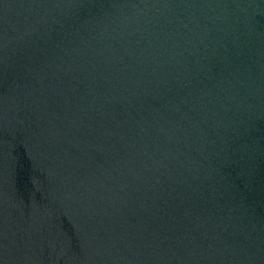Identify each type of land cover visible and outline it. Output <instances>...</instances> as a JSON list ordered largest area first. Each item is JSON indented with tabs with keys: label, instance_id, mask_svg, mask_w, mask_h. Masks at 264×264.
<instances>
[{
	"label": "water",
	"instance_id": "1",
	"mask_svg": "<svg viewBox=\"0 0 264 264\" xmlns=\"http://www.w3.org/2000/svg\"><path fill=\"white\" fill-rule=\"evenodd\" d=\"M0 264H264V0H0Z\"/></svg>",
	"mask_w": 264,
	"mask_h": 264
}]
</instances>
